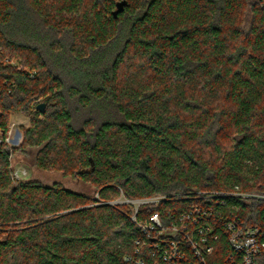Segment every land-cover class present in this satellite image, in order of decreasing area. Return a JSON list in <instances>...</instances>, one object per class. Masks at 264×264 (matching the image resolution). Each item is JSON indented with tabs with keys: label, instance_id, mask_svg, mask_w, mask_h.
<instances>
[{
	"label": "trees",
	"instance_id": "1",
	"mask_svg": "<svg viewBox=\"0 0 264 264\" xmlns=\"http://www.w3.org/2000/svg\"><path fill=\"white\" fill-rule=\"evenodd\" d=\"M0 138V264H157L118 197L264 195V0H0ZM27 149L94 193L15 179ZM224 200L264 240V198Z\"/></svg>",
	"mask_w": 264,
	"mask_h": 264
},
{
	"label": "built area",
	"instance_id": "2",
	"mask_svg": "<svg viewBox=\"0 0 264 264\" xmlns=\"http://www.w3.org/2000/svg\"><path fill=\"white\" fill-rule=\"evenodd\" d=\"M13 176L16 178V174ZM225 196L264 198L235 191H194L185 208L168 211L165 218L155 211L140 222L136 220L138 208L158 203L165 196L126 199L133 207L130 219L144 234L143 239L135 241V252L146 248L157 264H260L258 258L264 250L260 227L247 226L234 213H226ZM224 247L225 254L216 253ZM134 264L145 262L140 257Z\"/></svg>",
	"mask_w": 264,
	"mask_h": 264
},
{
	"label": "rangeland",
	"instance_id": "3",
	"mask_svg": "<svg viewBox=\"0 0 264 264\" xmlns=\"http://www.w3.org/2000/svg\"><path fill=\"white\" fill-rule=\"evenodd\" d=\"M14 62V61H13ZM29 120L22 113H11L8 115V131L6 134V144L9 148L19 146L22 141V131L27 127ZM20 134L19 137L17 134ZM18 137L19 141H16ZM35 150L27 149L24 152H19L11 157L13 166V174H16L15 179H32L39 181L42 184H52L54 182L60 183L63 187L72 191L92 195L94 193L93 187L83 183L82 181L65 176L58 171H43L37 169L32 165ZM96 197V196H95ZM112 203L124 204L127 203L124 197H118Z\"/></svg>",
	"mask_w": 264,
	"mask_h": 264
},
{
	"label": "water",
	"instance_id": "4",
	"mask_svg": "<svg viewBox=\"0 0 264 264\" xmlns=\"http://www.w3.org/2000/svg\"><path fill=\"white\" fill-rule=\"evenodd\" d=\"M37 108L40 110V111H43V108H44V104L43 103H40L38 104ZM20 134L18 133L17 136H19ZM18 138V137H17ZM17 141V139H16Z\"/></svg>",
	"mask_w": 264,
	"mask_h": 264
}]
</instances>
